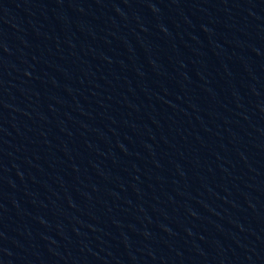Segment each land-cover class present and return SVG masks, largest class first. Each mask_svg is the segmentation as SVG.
Returning <instances> with one entry per match:
<instances>
[{"label":"water","instance_id":"1","mask_svg":"<svg viewBox=\"0 0 264 264\" xmlns=\"http://www.w3.org/2000/svg\"><path fill=\"white\" fill-rule=\"evenodd\" d=\"M0 264H264V0H0Z\"/></svg>","mask_w":264,"mask_h":264}]
</instances>
